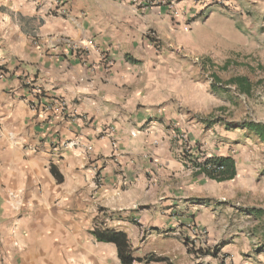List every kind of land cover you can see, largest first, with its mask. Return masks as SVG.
<instances>
[{"label": "crops", "instance_id": "1", "mask_svg": "<svg viewBox=\"0 0 264 264\" xmlns=\"http://www.w3.org/2000/svg\"><path fill=\"white\" fill-rule=\"evenodd\" d=\"M225 1L264 20V0ZM111 5L0 0V264L97 262L83 252L95 225L166 259L150 264H264V205H241L264 199L243 122L179 115V76ZM211 158L235 178L196 170Z\"/></svg>", "mask_w": 264, "mask_h": 264}, {"label": "rangeland", "instance_id": "2", "mask_svg": "<svg viewBox=\"0 0 264 264\" xmlns=\"http://www.w3.org/2000/svg\"><path fill=\"white\" fill-rule=\"evenodd\" d=\"M109 1L115 4L109 6L112 13L140 27L142 37L154 47L157 53L147 60L162 63L169 76H179V115L190 118L203 111L204 118L227 122L229 131L241 122L264 124V20L250 18L255 10L240 7L231 13L225 0ZM231 20L238 30L227 27ZM213 75L223 83L247 76L254 85L252 95L241 94L231 85L213 86ZM243 140V157L252 158L264 169V144L248 131ZM257 185L264 190V177ZM241 205H264V199L247 198ZM96 226L85 231L83 252L86 259L99 261L87 264H121L117 256H111L113 248L97 243L91 235ZM133 248L140 256L139 247Z\"/></svg>", "mask_w": 264, "mask_h": 264}, {"label": "trees", "instance_id": "3", "mask_svg": "<svg viewBox=\"0 0 264 264\" xmlns=\"http://www.w3.org/2000/svg\"><path fill=\"white\" fill-rule=\"evenodd\" d=\"M212 80L213 86H217L218 84L222 86L231 85L235 86L237 91L241 94L247 96L252 95L254 85L247 76L233 77L227 83H223L217 75H213ZM242 127L246 129L251 136H254L261 142H264V124L245 122L242 124ZM196 165H198L197 168L200 169L198 171L199 173H203L211 180L217 182L229 181L234 179L236 176L234 161L229 158H211L207 159L202 164ZM209 165L212 167H209ZM91 235L97 243L113 244L117 249L118 259L121 264H150L166 261V259L157 257L154 254H149L144 258L137 256L136 250L131 245L128 235L122 231L96 226L91 231ZM189 252H192L199 257L209 255L216 257L218 255L217 249H213L212 251L209 249H189Z\"/></svg>", "mask_w": 264, "mask_h": 264}, {"label": "built area", "instance_id": "4", "mask_svg": "<svg viewBox=\"0 0 264 264\" xmlns=\"http://www.w3.org/2000/svg\"><path fill=\"white\" fill-rule=\"evenodd\" d=\"M2 72H3V71H2ZM36 95H37V96H41L40 91H37V92H36ZM55 104H56V106L59 107V109H61L62 111L64 110V108H65V103H64V102H62V101L59 100V101H57ZM209 167H212V166L209 165ZM196 170L199 171L200 169H199V168H196ZM97 226H98V225H97ZM199 235H200V234H199ZM190 247H191V248H194L193 245H192V246L190 245Z\"/></svg>", "mask_w": 264, "mask_h": 264}]
</instances>
